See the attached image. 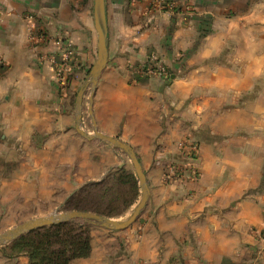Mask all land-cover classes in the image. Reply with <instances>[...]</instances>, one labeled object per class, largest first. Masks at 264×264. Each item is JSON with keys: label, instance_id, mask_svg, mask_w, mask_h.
<instances>
[{"label": "crops", "instance_id": "0c3cea01", "mask_svg": "<svg viewBox=\"0 0 264 264\" xmlns=\"http://www.w3.org/2000/svg\"><path fill=\"white\" fill-rule=\"evenodd\" d=\"M155 1L104 0L107 62L92 97L97 130L133 148L149 197L127 228L93 226L89 253L68 264H264V0ZM60 38L72 49L65 83L45 58ZM97 44L94 0H0L1 197L18 183L13 195L41 212L42 197L93 179L73 99L82 90L93 126ZM151 57L168 76L142 72ZM185 139L199 145L197 176L166 183ZM28 261L0 250V264Z\"/></svg>", "mask_w": 264, "mask_h": 264}, {"label": "rangeland", "instance_id": "374dc122", "mask_svg": "<svg viewBox=\"0 0 264 264\" xmlns=\"http://www.w3.org/2000/svg\"><path fill=\"white\" fill-rule=\"evenodd\" d=\"M73 100L77 110L80 108L77 104V96ZM79 127L89 136H94L91 124L85 126L81 121ZM90 141V177L93 179L80 182L71 191L67 190L69 193L66 196H57V198L56 196L42 197L41 212L34 211V209H37L38 204L32 198H21L13 195L18 190V183L11 185L10 195L6 198L0 196V235L31 220L59 216L71 211L98 214L93 211L82 210L80 207L98 209L103 213L98 215L111 219L122 220L128 216L141 196V186L129 155L122 149L112 146L100 138L94 137ZM169 162L181 163L180 160ZM166 165L165 163L164 169ZM64 185L65 182L62 181L44 180L42 182V188L46 192L52 189H57L59 192L60 189H64ZM83 187H85V191L80 192L74 199L75 208L71 207L67 203L68 199ZM59 223H69L63 228L66 233L61 237L62 239L74 234L78 237L76 240L80 242L87 238L88 233L91 235L93 226H100L97 222L88 219L72 218L24 231L9 240L0 242V250L9 254L10 257L27 254V250H31V247L27 245V240L47 239L46 236L53 232L52 226ZM56 246L53 245L49 250H54Z\"/></svg>", "mask_w": 264, "mask_h": 264}, {"label": "water", "instance_id": "95a60500", "mask_svg": "<svg viewBox=\"0 0 264 264\" xmlns=\"http://www.w3.org/2000/svg\"><path fill=\"white\" fill-rule=\"evenodd\" d=\"M94 22H95V29L98 34V44H97V59L95 63L93 64L92 68L89 72V80L87 82V85L90 86V94H89V104H88V113L91 117L92 124H93V130H94V136H89L87 133H85L80 127L79 124H81V108L77 109V116H76V124L75 129L76 131L83 136L84 138L90 140L92 138H100L106 142H108L112 146H116L123 151H125L133 164L135 173L137 175V178L139 180V184L141 186V196L138 202L135 204V206L130 210V213L128 216H126L122 220L117 219H111L107 217L100 216L98 214L92 213V212H83V211H71L65 214H61L59 216H52L49 218H40L31 220L29 222L23 223L15 227L14 229L8 231L5 234L0 235V242H4L6 240H9L18 234L31 230L37 227L50 225L53 223L61 222L70 220L72 218H84L88 219L94 222H97L101 227L107 228V229H113V230H121L127 228L140 214L141 210L145 206L148 197H149V187L146 179V175L142 169V166L139 162V159L133 150L131 146H129L126 142L112 136L105 135L97 130V127L93 121L92 117V97L96 88L98 77L105 67V64L107 62V44H106V24H105V4L104 0H94ZM82 90L78 92L77 96V104L78 107L81 105V98H82Z\"/></svg>", "mask_w": 264, "mask_h": 264}, {"label": "built area", "instance_id": "2783aa9c", "mask_svg": "<svg viewBox=\"0 0 264 264\" xmlns=\"http://www.w3.org/2000/svg\"><path fill=\"white\" fill-rule=\"evenodd\" d=\"M155 2L159 7L164 9H172L174 7L173 3L168 0H157ZM30 38L35 42L48 40L47 34L43 31H34L31 33ZM55 44L58 46V52L48 54L45 58L53 67L58 80L61 83H65L67 72L70 68L72 49L66 39H57ZM142 72L150 76H168V70L165 65L155 57L149 58V62L143 66ZM181 145L185 155V161L179 164L174 162L167 163L163 172V179L166 183L189 181L195 179L197 176L193 161L199 153L198 143L192 139H185Z\"/></svg>", "mask_w": 264, "mask_h": 264}, {"label": "trees", "instance_id": "16d2710c", "mask_svg": "<svg viewBox=\"0 0 264 264\" xmlns=\"http://www.w3.org/2000/svg\"><path fill=\"white\" fill-rule=\"evenodd\" d=\"M82 191H85V187L81 188L68 199L67 203L71 207L76 206V204H74V199ZM80 208L98 214L101 213L98 209ZM66 225H69V223L53 225L51 228L53 232L46 236L47 239L27 240V245L31 247V250H27L26 254L29 259V264H68L71 259L84 257L89 253L90 233H88L87 238L82 242L77 241L76 239L78 237L74 234L68 236L69 239H62L61 237L66 233L63 231ZM53 245H57L56 248L54 250H49Z\"/></svg>", "mask_w": 264, "mask_h": 264}, {"label": "bare ground", "instance_id": "6f19581e", "mask_svg": "<svg viewBox=\"0 0 264 264\" xmlns=\"http://www.w3.org/2000/svg\"><path fill=\"white\" fill-rule=\"evenodd\" d=\"M56 214V213H55Z\"/></svg>", "mask_w": 264, "mask_h": 264}]
</instances>
